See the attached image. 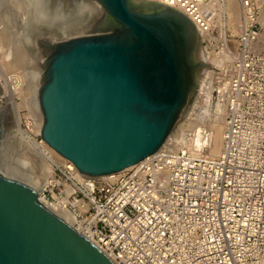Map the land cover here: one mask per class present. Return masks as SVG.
Returning a JSON list of instances; mask_svg holds the SVG:
<instances>
[{
    "label": "built area",
    "instance_id": "obj_1",
    "mask_svg": "<svg viewBox=\"0 0 264 264\" xmlns=\"http://www.w3.org/2000/svg\"><path fill=\"white\" fill-rule=\"evenodd\" d=\"M153 1L180 10L200 34L217 29L213 0ZM240 4L248 24L216 46L228 50L224 74L214 79L223 120L217 154L166 140L141 161L94 178L61 155L43 154L50 171L38 198L71 215L115 264H264V27L255 0ZM11 98L16 104L0 97V109L18 117L37 149L50 147L22 92Z\"/></svg>",
    "mask_w": 264,
    "mask_h": 264
},
{
    "label": "water",
    "instance_id": "obj_2",
    "mask_svg": "<svg viewBox=\"0 0 264 264\" xmlns=\"http://www.w3.org/2000/svg\"><path fill=\"white\" fill-rule=\"evenodd\" d=\"M78 1L46 0L47 12ZM94 1L102 12L84 33L54 35L42 19H27L47 48L37 91L42 139L91 177L161 148L190 107L197 78L213 68L179 10L153 0ZM3 122L0 109V160ZM0 264L115 263L32 186L0 170Z\"/></svg>",
    "mask_w": 264,
    "mask_h": 264
},
{
    "label": "bare ground",
    "instance_id": "obj_3",
    "mask_svg": "<svg viewBox=\"0 0 264 264\" xmlns=\"http://www.w3.org/2000/svg\"><path fill=\"white\" fill-rule=\"evenodd\" d=\"M9 1H10V4L16 5V7L22 10L21 15H20L22 16L20 18L23 19L22 35H24L23 33H25V30H26L25 29L26 27H24V25L26 24L25 23L26 18H28L29 15L31 16V14L35 15V17H37L38 19H42L44 22H46V25L54 28L53 30L55 31L52 33L54 35L60 34V31L62 32L64 31L68 33L78 32V30L81 29L80 26L82 25H87V27L80 31L87 30L91 26L92 23H96L98 21V20L95 21L93 18H91V20L93 19V22L91 20L87 21V19H90V17H88V14L91 13L93 10L92 9L93 6H91V2L93 4L94 3L96 4L94 0H79L76 3L73 2L71 4L72 8L69 9L70 6H67V8L65 9L66 10L65 13L59 12L58 9H54L51 12H47L46 0H9ZM4 2L5 1H3V3ZM21 4H23L24 6L22 7ZM26 4L32 6L30 10L27 9ZM211 7L214 10V14H215L213 24L217 28V32L213 31L214 30L213 28L212 32L201 33V34L203 35V37L209 40V44L210 45L212 44L211 45V48H212L214 47V44L215 46H217V42L223 41L226 38L223 27H227L232 32L237 31L238 33H240L241 30L245 28V26L248 24L249 18H247L244 15V11L240 4V0H213ZM98 12L101 13L100 10H98L97 13ZM85 16L88 18L84 19L87 22L86 24H83L81 23V20H83V18H86ZM7 19L8 21L11 22L9 18ZM102 19L104 20L105 18H102ZM65 22H67V25L65 24ZM26 37L27 35L25 36V38ZM36 42H37L36 43L37 47H39L37 40ZM222 44L223 45L219 48L218 51L213 53V55H211L210 58H207V60H209V63L212 64L214 67L218 68L219 71L208 70L204 74L205 76L199 82V96L197 97V100L195 101V103L191 106V112L188 114L187 120L186 121L182 120L181 122L179 120L178 125L174 129L175 130L174 133H178V135H180V138H182L181 140L183 143H186L187 140H190L192 143H195L196 145H199L201 147H206L207 150L211 154H217L220 151L221 146H222L223 120L221 116H219L218 111L213 101V97L215 96L216 86L211 83L214 81L215 78L221 77L225 71L223 67H224L225 59L228 55L227 53L228 50L226 48L227 46L226 43H222ZM46 49L47 48L45 47L43 52L40 49L42 53L41 55H45ZM9 55H10V51L7 50L6 58H8ZM0 56H2V54ZM17 58H19L20 60H23L25 58L24 53L22 52L20 57L16 55L13 56L11 61L17 62ZM44 66H45V58L42 59V70ZM20 74L19 73L17 75L15 74L16 76L14 77L15 79L14 78H13L14 80L11 79L13 80L11 84L8 83L10 86L7 85L4 88L3 85L0 84V97H3L6 100H8L9 101L8 104H12V103H15V101L14 102L12 101L11 97L14 93H12L11 90H16L14 92L18 91V93L22 92V94L26 98L24 99L26 102L25 103L26 107H27L26 113L29 115V117H31L32 119H35L36 117L42 118L41 113L38 111V108H37V91H38V87L42 79V71L40 72V70L39 71L34 70L33 72L30 73V76H29L31 78L30 86L25 85V83L23 82V78H22L23 76L22 74L21 75ZM6 77H7L6 74L4 76L2 74V77L0 76V79L4 78L6 80L7 79ZM209 77L213 79V81L211 82L209 81V83L212 85H210L207 82L209 80ZM207 78L208 80H206ZM207 83L209 84V86L206 85ZM4 84H7V83L4 82ZM15 106H16L15 111H17L19 106L17 105ZM3 110H4L3 111L4 116L5 114L7 115L9 114L7 109L4 108ZM11 118L12 119L14 118L15 121H14V124L10 123L9 126L13 125L14 128H9V126L5 128L4 125L2 124L3 126L2 141L8 135L13 145H16L18 142H21L20 144L23 147L22 148L23 157L22 158L20 157L21 159H19V161H16V162H18V164L20 163L19 166L22 165V167H24L25 164L27 165L29 161L30 162L28 164V167L26 166L27 167L26 171L17 167L16 170L20 172V175L18 172L17 173L21 180H22V177L24 179L26 177L28 180L25 179L26 182L25 180L24 182L32 186L38 192V194H40V191L42 190V187L44 185V181L50 171V163L49 161L46 160L47 159L46 157H45L46 159L44 158L43 154H47L49 155L48 157H51V158L52 157L56 158L57 155L59 154L54 149H52L51 147H47V146L45 148L37 149L34 145H32L27 140L28 139V137H26L28 136L27 132L23 131L22 128H19L18 117L15 116L14 114L11 116ZM4 129H7L5 133H4ZM186 129L191 130L190 134L184 133L186 135H192L190 136V138H186L185 137L186 135L184 136L183 134V132ZM31 130H35V126H32ZM19 133L21 134V136L19 135ZM2 141H1V144H2ZM164 145H166V141L162 144V146ZM173 148H177L176 144L173 146ZM35 158H38L41 161H43L39 167H36V163L38 162V160L36 162ZM4 169H5V166H4ZM42 173H45L46 175H43L42 177ZM88 177H91V176H88ZM91 178H94V177H91ZM41 202L48 209H50L51 211L59 215L62 219H64L67 223H69L76 229H79V226H77L74 223V219L71 215L64 213V212H55L42 199H41Z\"/></svg>",
    "mask_w": 264,
    "mask_h": 264
},
{
    "label": "rangeland",
    "instance_id": "obj_4",
    "mask_svg": "<svg viewBox=\"0 0 264 264\" xmlns=\"http://www.w3.org/2000/svg\"><path fill=\"white\" fill-rule=\"evenodd\" d=\"M3 1H5V2L3 3ZM3 1L0 0V53L2 54V56H0V76L2 77V74H3V76L6 74L7 75L6 78L7 79L9 78V79L8 80L7 79L5 80L4 78H1L0 79V84L3 85L4 88L7 85L10 86L9 84H11V82L15 79L14 77H16L15 74L17 75L18 73L19 74L21 73L22 76H23L22 78H23V82L25 83V85L30 86L31 85L30 84L31 83L30 82L31 78L29 77L30 76V73L33 72L34 70H38V71L40 70V72H41L42 71V59L45 58V55H41L42 53L40 51V49L42 51L44 49L43 46L40 43V38L41 37L39 38V35H37L38 36L37 37L36 34H34V32H32V29L33 28L31 27V23L29 21H27L28 18H26V21H25L26 24L24 25V27H26L25 28L26 29L25 30V33H23L24 35H22L23 19L20 18V17H22V16H20L22 10L20 8L16 7V5L10 4V1L9 0H3ZM255 2L259 6L262 7L261 8L262 12L259 15V20H261L260 22H261V24L264 27V0H261V1L260 0L259 1L258 0H255ZM91 6H93L92 7L93 10H92L91 13L88 14V17H90V19L93 18V17H95V15H96L95 13H97L98 10H100L102 12V9H101V7L99 6L98 3H96V4L94 3L93 4L91 2ZM93 12H94V14H93ZM6 15H7V17H6ZM88 17L83 18V20L84 19H87ZM7 18H9L11 20V22L8 21ZM83 20H81V23L86 24V22L89 19H87V21L86 20L83 21ZM80 27H81V29H79L78 32H74V34L84 33V32H81L80 30L85 29L87 27V25H82ZM223 28H224V33H226V35L227 34H233V35H235V34L238 33L237 31L236 32H232L227 27H223ZM215 32H217V29H216ZM60 33L63 34L64 31L63 32L60 31ZM26 35H27L28 39H27V37L25 38ZM199 35H200V38L202 39V43L204 45L203 51H204V55H205L206 62L209 63V60H207V58H210L211 55H213V53H215L216 51H218V49L215 46V44H214V47L211 48V45L212 44L210 45L208 42H205V39L206 38L204 37L205 38L204 39L202 37L203 36L202 34L199 33ZM36 40L38 41L39 47H37ZM219 42L221 43V41H219ZM7 50L10 51V55L8 56V58H6ZM22 52L24 53V57L25 58L23 60H20L19 58H17V62H14L13 61L14 62L13 63L11 61L12 57L15 56V55L20 57ZM210 65L213 68H206L205 71H203L202 75H199V78H197L198 84H197V88H196L194 97H193V99H192V101L190 103V107L186 111L185 115L182 117V119H180V122L182 120H185V121L187 120L188 114L191 112V106L195 103V101L197 100V97L199 96V82L205 76L204 74L208 70L219 71L218 68L214 67L212 64H210ZM11 79H13V80H11ZM206 80H208V78ZM209 81L211 82V81H213V79L211 77H209V80L207 82L209 83ZM4 82L7 83V84H4ZM208 83L206 84L207 86H209V84H210V83L209 84ZM211 83L212 84H215L214 81L211 82ZM212 84H210V85H212ZM14 91H16V90H13L12 93H15ZM10 117L8 118V115L7 114H5V116H4V113H3V118H5V125H4V123H3V125H4L5 128H7V126H9L10 123L11 124H14L15 119L14 118L12 119ZM178 123H179V121L177 122V124ZM12 126H9V128H14V126L13 127ZM174 129L172 131L173 133L175 131ZM6 131H7V129H4V133ZM172 132L170 133V135L172 134ZM190 132H191V130H187L186 129L183 132V134L184 133H186V134L189 133L190 134ZM186 134H184V136ZM170 135H169V137L167 139V143L172 144V148H173V146L175 144H176L177 147L181 146V144L183 142L181 140L182 138H180V135H178V133H176V135H175L176 141L173 140V137L170 136ZM190 136H192V135H186L185 137L186 138H190ZM20 143L21 142H18L17 144L15 143L16 145H13L11 139L7 135L4 138V140L2 141V146H1V149H2V154L1 155L2 156H1V160H0V170L3 173H5V174H7L9 176H12V177H16L18 179H20V177H19L20 172L17 171L16 168L18 167V168L23 169V170L26 171V168L28 167V164L30 162L29 161L27 163V165L25 164L24 167H22V165H20L21 166L20 167L19 166L20 163L18 164V162H16V161H19V159H21L23 157V154H22V148L23 147L21 146ZM35 159H36V162L38 160V162L36 163V167H39L42 164L43 161H41L38 158H35ZM4 166H5V169H4ZM13 172H14V174H13ZM17 172L19 173V175H18ZM43 175H46V174L45 173H42V177H43ZM25 179L28 180L26 177H25ZM25 179L22 177V180L23 181ZM26 180H25V182H26Z\"/></svg>",
    "mask_w": 264,
    "mask_h": 264
}]
</instances>
